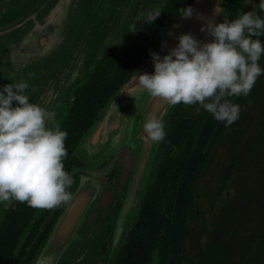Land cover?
Instances as JSON below:
<instances>
[{
  "label": "water",
  "instance_id": "obj_1",
  "mask_svg": "<svg viewBox=\"0 0 264 264\" xmlns=\"http://www.w3.org/2000/svg\"><path fill=\"white\" fill-rule=\"evenodd\" d=\"M134 2L0 0V89L26 81L30 86L26 91L29 102L47 110L48 127L57 124L63 90L71 82L80 83L93 71ZM227 2L193 0L189 6L193 10L191 17L182 15L111 97L77 147V156L87 168L79 172L72 201L59 214L32 264L41 256L49 258V264H97L100 247L106 241V224L122 192L125 199L113 219L104 260V264H113L125 231L138 216L144 190L154 178L161 149V142L147 136L144 124L155 115L165 126L176 106L151 96L139 85L138 74H154L152 53L161 58L170 54L181 35L192 34L202 43L213 42L207 25L222 23ZM82 24L88 28L85 38L77 33ZM164 44L167 46L162 47ZM30 74L35 75L30 78ZM109 156H113L110 165L103 167ZM116 161L120 162L116 181L107 183Z\"/></svg>",
  "mask_w": 264,
  "mask_h": 264
},
{
  "label": "trees",
  "instance_id": "obj_2",
  "mask_svg": "<svg viewBox=\"0 0 264 264\" xmlns=\"http://www.w3.org/2000/svg\"><path fill=\"white\" fill-rule=\"evenodd\" d=\"M192 1L170 0L165 17L167 23L161 29L163 34L182 15L180 10L186 9ZM238 3L239 0H231V6L225 8L223 22L225 17L234 20L238 16ZM258 15L264 19V11L260 10ZM253 39H259L264 45V34L253 37ZM156 42L147 45L138 44V47L126 54L119 53L117 50L104 52L88 82L78 88L77 98L63 125L62 131L68 133L65 141L67 150L72 152L80 143L95 120L103 113L111 97L135 74L139 65L155 47ZM259 64L261 68L264 67H262L264 54ZM261 86H264V79ZM253 93L254 96L258 93L257 97L251 99L252 103L246 115L242 116L240 113L241 117L236 121V127L233 126L234 123L226 126L225 122L217 121L205 109L196 116L191 113L195 110L194 107H189V109L180 107L183 113L175 110L171 117V128L167 133L171 142L177 144L182 150H186L184 157L189 161L176 163L174 161L169 166L162 167L161 174L156 178L157 181L144 194L140 214L136 224L128 233L127 241L121 247L117 264L147 263L151 260L155 249H160L164 253L166 259L164 264H176L174 259L179 255H182L180 262L189 261L184 253L187 220H185L186 215L185 218L180 215L179 209L187 206L185 199L194 197L197 179L204 172V166L208 161L207 156L211 154L213 145L220 142L229 144L226 156L230 158L228 170H224L221 174L222 177L224 176L223 185L225 187L226 183L238 174V179H242L237 182L243 184L240 194L243 192L251 195L249 213H252L248 220L245 221V218H243L244 221L241 220V215H243L241 209L243 208L239 205L233 207V202L239 196L233 200L232 207H230L233 224H227V218L221 221L226 236L219 235L217 230L212 235V241L215 244L212 248H215L214 252H218L219 255L208 253L204 260L199 261V264H216L218 260V264H264V147L262 146L264 144V113H259V111H264V102L259 103L262 107L258 105L259 94L264 99V88ZM230 99L234 104H239L241 110L243 109L246 101V99L244 101V96ZM195 142L197 146L193 150ZM246 144L249 147L251 144L252 148H247ZM204 150H207L205 155H203ZM242 171H245L244 176H241ZM162 197L172 202L173 214L170 212L171 215H169L172 223L167 226L162 223L163 217L155 212L156 203L151 202L153 199ZM179 199L183 200V205L180 204ZM180 218H183L184 224L182 232L180 226H177ZM181 235L183 240L180 241ZM203 235L204 233L201 236ZM12 240V233H8L5 237V232L0 231V264L10 260L12 248L8 249V242ZM236 248L240 250L243 248L244 251L235 252Z\"/></svg>",
  "mask_w": 264,
  "mask_h": 264
},
{
  "label": "clouds",
  "instance_id": "obj_3",
  "mask_svg": "<svg viewBox=\"0 0 264 264\" xmlns=\"http://www.w3.org/2000/svg\"><path fill=\"white\" fill-rule=\"evenodd\" d=\"M259 7L264 11V0ZM180 11L191 17L193 10ZM159 15L148 13L147 22ZM207 32L213 42L202 43L184 34L170 54L161 58L152 53L155 72L138 74V81L153 97L172 106L199 104L230 126L241 113V106L230 98L249 96L258 77L264 75L259 64L264 45L253 39L264 34V19L251 11L231 21L225 17L223 23H210ZM29 87L22 80L0 89V202L15 200L32 208L53 209L73 199L68 189L74 180L63 163L68 156V133L59 124L48 127L49 114L29 102ZM144 131L157 143L166 137L164 123L155 115L144 124ZM36 264H49V258L38 257Z\"/></svg>",
  "mask_w": 264,
  "mask_h": 264
},
{
  "label": "flooded vegetation",
  "instance_id": "obj_4",
  "mask_svg": "<svg viewBox=\"0 0 264 264\" xmlns=\"http://www.w3.org/2000/svg\"><path fill=\"white\" fill-rule=\"evenodd\" d=\"M246 2L247 0H239V3L237 5L238 16L235 17V19L239 18L243 13H245V11L249 10V8L246 6ZM169 3L170 0H135L127 18L125 19L123 24H121L120 27L118 28L117 33L112 41V45L110 46V48H107L105 50V53L114 52L117 50L119 53L126 54L134 50L136 47H138L139 46L138 44L147 45L156 42L159 39V37L163 34L161 32V29L166 26L167 22L165 21V17L167 14V8L169 6ZM184 4L182 5V7L184 6ZM230 6H231V0H228L226 8ZM260 10L257 11V15L259 14ZM148 13H152V14L160 13V15L154 21L148 23L147 22ZM228 20L231 21L229 17ZM91 73L84 79V81H81V83L77 87H75L74 84L73 86H70L69 84L68 87L63 90L60 99L61 104H59V109L57 108L58 112L56 116L57 124L60 125L61 130L63 129V125L67 117L69 116V112L72 109V106L77 98L76 92L78 91V88L82 87L84 84L88 82V80L91 77L90 76ZM245 99H247V97H244V101ZM253 99H254V93L252 96V100ZM180 107H183L185 109H189V107H194L195 110L194 111L192 110L191 113L194 114L195 116L200 114L204 110V108L199 104L184 105L183 103H181L175 106V108L171 111V114L166 119L165 121L166 137L163 141H161V149L159 155L157 156L156 164L154 166L155 177L144 190V193L141 197V201L138 206V216L141 211V205L143 202L144 194L145 192L148 191L149 188H151L155 184V182L157 181L156 178L161 174L160 172L162 167L169 166L174 161L175 163L185 162L184 160L189 161L184 157V155L186 154V150H182L177 144L171 142V139L167 133L168 130L171 128V117L175 112V110L176 109L180 110V113H183V111L179 109ZM97 119L95 120V122L97 121ZM79 144L80 143H78V145ZM220 144L223 145V148L228 149L229 147V144L226 145L223 142L213 145L211 149V154L207 156L208 161L204 166V172L197 179L196 190L194 191L193 194L194 197L185 199L187 202L186 204L187 206L186 207L182 206L179 209L180 211L179 213L182 217L185 218L186 215L185 220H187L186 221L187 230L185 234L186 249L184 253L187 260H189L190 262L189 261L180 262L182 260V255H179L176 256L174 259L176 264H199V261L204 260L205 256L208 255V253L211 255H219L218 252H214L215 248H212V246L215 245L213 243L214 241H212V235L217 230L219 232V235L226 236V233L224 232V228H222L221 221L225 220L227 216L231 213L230 207H232V205L228 203L229 202L228 200H231L232 185H234L239 180L238 174L232 177V179H230L226 183L225 187L223 185L224 176L222 177L220 174L218 180V186L216 189L218 190L217 194L211 193L210 191H206V193H204L199 186L201 180L204 177H209L212 174L210 171V167L213 166L212 162H215L216 148L219 147ZM78 145L75 147V149L72 152H70L69 149L67 150L68 156L63 161L65 171L68 172L74 180V183L68 189V191L71 193H73V190L78 182L79 172L86 170L87 168L84 161H82L77 156ZM196 146L197 143L195 142V147L193 148V150L196 149ZM206 152L207 150H204L203 155H205ZM226 155H224V160L226 162V168L224 170H228L227 166L228 163L230 162V158L227 157ZM110 162H111V158H107L102 166L103 167L109 166ZM119 166L120 163L117 161V164H115L114 168L112 169V171L108 176L110 182L114 181ZM244 173L245 171H242L241 176ZM221 189L222 191L220 192ZM223 193L226 198L222 197ZM179 200H180V204L183 205V200L182 199ZM151 202L156 203L154 209L157 215L163 217L162 220L163 225L164 226L171 225L172 218L169 215L173 214L172 206H171L172 202L164 197L160 199H153ZM122 204H123V198L115 202L114 207L111 210V221L106 224V241L100 247V254L98 255L99 258L98 264H104L106 252L108 249L107 239L109 234L111 233L113 219L122 208ZM65 205L66 204H61L60 206L53 209H37L30 207L27 203H20L15 200H12L11 203L0 202V231L3 230L5 232V237L7 236L8 233L13 234V240L8 242L9 244L8 249L12 248V252H11L12 256L10 260L5 262L4 264H32L34 258L40 251L42 244L48 238L49 233L57 217L64 209ZM224 212L226 214H223ZM241 213L243 214L241 215V220L244 221L243 218H245V214L243 209H241ZM138 216L134 222V225L136 224ZM177 224H178L177 226H180V231L182 232L183 230L182 227L184 228L183 218H180V221ZM134 225L125 231L123 235V240L121 244H119V252L117 254V257L114 259L113 264H117L121 247L127 241L128 233L134 227ZM202 233H204L203 236H201ZM181 240H183L182 235L180 241ZM13 245H15V247ZM165 261L166 259L164 258V253L160 249H155L154 253L152 254L151 260L144 264H164ZM216 262H217L216 264H218L219 260Z\"/></svg>",
  "mask_w": 264,
  "mask_h": 264
},
{
  "label": "rangeland",
  "instance_id": "obj_5",
  "mask_svg": "<svg viewBox=\"0 0 264 264\" xmlns=\"http://www.w3.org/2000/svg\"><path fill=\"white\" fill-rule=\"evenodd\" d=\"M260 3H261V0H247L246 6L249 8V10L245 11V13L254 11L257 14V11L260 10V7H259ZM119 27H120V25H119ZM117 30H118V28H117ZM117 30H116V33H117ZM87 32H88V28H87L86 24L80 25V27L77 29L78 35L81 36V37H84V38L87 36ZM96 38H97V35H96ZM113 39H114V37L112 38V41H113ZM90 40L94 41V39H90ZM112 41H111V44L110 45H106L105 46V50L107 48H110V46L112 45ZM75 46H76V44H75ZM263 66L264 65H262V67ZM263 79H264V75H261L260 77H258V79H257V81H256V83H255V85H254V87H253L250 95L247 96V99H246V101L244 103V107L241 110V115L242 116H243V114L244 115L247 114L248 107L252 103V100H251L252 99V96H253L252 92H255L256 90H259L260 88H261V90L264 88V86H261L263 84ZM82 81H84V79ZM80 83L74 84V82H71L70 83V86H73V84H74V86L77 87ZM257 94L258 93H256L254 97H257ZM263 102H264V99H263L262 95L259 94L258 105H259V103H263ZM54 107H56V102H53L52 103V108L55 111V108ZM259 107H262V105H259ZM259 113L262 114V113H264V111H259ZM241 121H243V119H241ZM235 124H236V122H234V124H233L234 127H236ZM251 144H250V147H249V145L246 144V147L249 148V149H251L252 148L251 147ZM262 146L264 147V144ZM262 146H261V148H262ZM226 154H227V149L226 148H223V145L220 144V146L216 148L215 162H212L213 163L212 164L213 166L210 167V171H211L212 174L209 177H204L201 180L200 185H199L200 188L202 189V191L204 193H206V191H210L211 193H215V194L218 193V190H216V189H217V186H218L219 176H220V174L223 173V170L226 168V162L224 160V155H226ZM108 158L113 159V156H109ZM115 164H117V161L115 162ZM119 169H120V166H119ZM119 169H118V171H119ZM118 171H117V174H118ZM244 175L245 174H243L242 176H244ZM106 181H107V183H114L116 181V179H114L113 182H110L109 179H108V177H107V180ZM238 181H240V180H238ZM242 186H243V184L242 183H239V182H236L234 185H232V187H231V191H232L231 200H228V199L227 200L229 201L228 203L231 204V202L233 200L237 199L238 196H239V198L236 201L233 202V204H234L233 207L236 206V205L241 206L243 208V210H244L245 219L248 220V218L250 217V213H252V212L249 213V200L251 199L250 198L251 195L249 193H243V192L240 194V189H242ZM119 194H120L119 195V200H121L123 198V202H124V199H125L124 194L122 192H120ZM222 197L223 198H226L224 196V193H223ZM260 208H262V206H260ZM230 214L227 216V219H226L227 224H233L232 223V218H231ZM239 250H240V248H236L235 249V252L236 251H239ZM241 250H243V248H241ZM237 253H239V252H237ZM98 260H99V258H96L97 264H98ZM244 264H247V263H244Z\"/></svg>",
  "mask_w": 264,
  "mask_h": 264
}]
</instances>
